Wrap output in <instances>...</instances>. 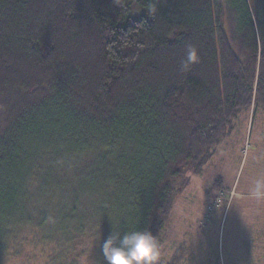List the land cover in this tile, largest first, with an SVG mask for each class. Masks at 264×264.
<instances>
[{
    "label": "trees",
    "instance_id": "obj_1",
    "mask_svg": "<svg viewBox=\"0 0 264 264\" xmlns=\"http://www.w3.org/2000/svg\"><path fill=\"white\" fill-rule=\"evenodd\" d=\"M253 105L264 0H0V264L37 213L161 252L182 181Z\"/></svg>",
    "mask_w": 264,
    "mask_h": 264
},
{
    "label": "rangeland",
    "instance_id": "obj_2",
    "mask_svg": "<svg viewBox=\"0 0 264 264\" xmlns=\"http://www.w3.org/2000/svg\"><path fill=\"white\" fill-rule=\"evenodd\" d=\"M264 179V111L250 109L223 139L201 175L188 173L161 233V254L176 264H264V198L251 195ZM2 264H101L105 233L79 231L81 217L52 214ZM90 226V227H89Z\"/></svg>",
    "mask_w": 264,
    "mask_h": 264
},
{
    "label": "clouds",
    "instance_id": "obj_3",
    "mask_svg": "<svg viewBox=\"0 0 264 264\" xmlns=\"http://www.w3.org/2000/svg\"><path fill=\"white\" fill-rule=\"evenodd\" d=\"M198 51L194 46L187 47L186 57L181 61V69L189 71L199 63ZM256 199L264 198V179H257L251 191ZM107 264H161L158 239L150 230L131 231L122 235L113 233L102 245Z\"/></svg>",
    "mask_w": 264,
    "mask_h": 264
}]
</instances>
